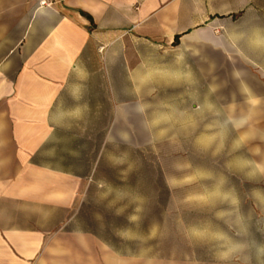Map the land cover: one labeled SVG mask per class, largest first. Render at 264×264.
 <instances>
[{"label": "rangeland", "instance_id": "rangeland-1", "mask_svg": "<svg viewBox=\"0 0 264 264\" xmlns=\"http://www.w3.org/2000/svg\"><path fill=\"white\" fill-rule=\"evenodd\" d=\"M235 77L153 74L132 90L118 82L99 123L82 115L62 124L82 141L67 148L79 154H69L66 166L84 176L57 178L29 193L21 187L29 200H1L0 228H32L43 243L61 237L78 264L155 257L264 264V107L220 97ZM247 110V121L235 125ZM0 148L1 162L22 163L9 140ZM64 157L39 158L64 166ZM9 189L0 186V195ZM47 195L60 202L43 201ZM45 247L36 259L49 253Z\"/></svg>", "mask_w": 264, "mask_h": 264}, {"label": "crops", "instance_id": "crops-1", "mask_svg": "<svg viewBox=\"0 0 264 264\" xmlns=\"http://www.w3.org/2000/svg\"><path fill=\"white\" fill-rule=\"evenodd\" d=\"M0 60V147L9 140L22 158L0 161V186L10 188L0 201L29 200L21 187L29 193L57 178L84 176L66 166L67 148L82 141L62 124L82 115L99 123L118 82L132 90L153 74L236 76L220 97L264 107V0H0ZM249 111L234 124L246 122ZM93 138L86 137L91 148ZM95 140L98 155V132ZM43 155H64V166L42 162ZM93 170L91 163L83 171ZM41 236L32 228H0V264H78L61 237L43 243ZM44 245L49 253L36 259ZM140 263L248 264L174 257Z\"/></svg>", "mask_w": 264, "mask_h": 264}, {"label": "trees", "instance_id": "trees-1", "mask_svg": "<svg viewBox=\"0 0 264 264\" xmlns=\"http://www.w3.org/2000/svg\"><path fill=\"white\" fill-rule=\"evenodd\" d=\"M177 40H178V36L175 37V39H174V43H176Z\"/></svg>", "mask_w": 264, "mask_h": 264}]
</instances>
